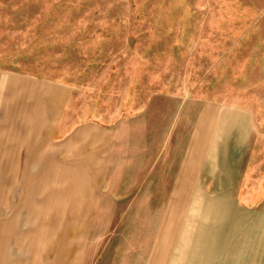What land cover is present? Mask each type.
<instances>
[{"label":"rangeland","instance_id":"rangeland-1","mask_svg":"<svg viewBox=\"0 0 264 264\" xmlns=\"http://www.w3.org/2000/svg\"><path fill=\"white\" fill-rule=\"evenodd\" d=\"M0 264H264V0H0Z\"/></svg>","mask_w":264,"mask_h":264}]
</instances>
